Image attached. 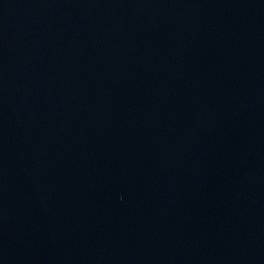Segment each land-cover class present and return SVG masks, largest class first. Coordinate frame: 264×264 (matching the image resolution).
<instances>
[{
	"label": "water",
	"instance_id": "95a60500",
	"mask_svg": "<svg viewBox=\"0 0 264 264\" xmlns=\"http://www.w3.org/2000/svg\"><path fill=\"white\" fill-rule=\"evenodd\" d=\"M0 264H264V0H0Z\"/></svg>",
	"mask_w": 264,
	"mask_h": 264
}]
</instances>
